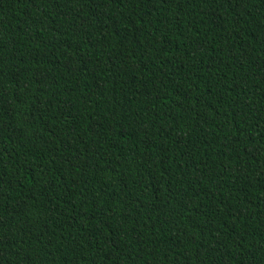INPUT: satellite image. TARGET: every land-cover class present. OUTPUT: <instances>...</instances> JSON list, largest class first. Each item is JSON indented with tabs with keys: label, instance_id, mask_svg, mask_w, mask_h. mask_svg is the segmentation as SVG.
Masks as SVG:
<instances>
[{
	"label": "trees",
	"instance_id": "obj_1",
	"mask_svg": "<svg viewBox=\"0 0 264 264\" xmlns=\"http://www.w3.org/2000/svg\"><path fill=\"white\" fill-rule=\"evenodd\" d=\"M0 264H264V0H0Z\"/></svg>",
	"mask_w": 264,
	"mask_h": 264
}]
</instances>
